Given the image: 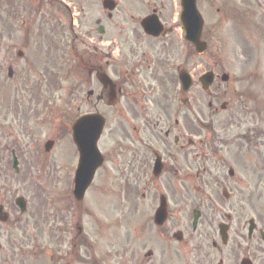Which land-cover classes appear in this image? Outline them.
<instances>
[{
  "label": "flooded vegetation",
  "instance_id": "flooded-vegetation-1",
  "mask_svg": "<svg viewBox=\"0 0 264 264\" xmlns=\"http://www.w3.org/2000/svg\"><path fill=\"white\" fill-rule=\"evenodd\" d=\"M104 1L17 0L7 12L0 2V57L11 68L23 59L36 22L71 33L74 121L100 114L107 132L93 184L122 186L115 214L93 218L109 231L106 264H264V0L197 1L231 21L236 37L233 63L222 57L200 74L212 75L205 89L179 0H110L111 12ZM213 34L202 30L207 49ZM75 208L40 248L28 215H4L0 264L79 263Z\"/></svg>",
  "mask_w": 264,
  "mask_h": 264
},
{
  "label": "rangeland",
  "instance_id": "rangeland-1",
  "mask_svg": "<svg viewBox=\"0 0 264 264\" xmlns=\"http://www.w3.org/2000/svg\"><path fill=\"white\" fill-rule=\"evenodd\" d=\"M1 1L11 5L17 0ZM230 1L232 5L235 4V0ZM8 8L2 4V12H7ZM198 10L205 18L204 32L213 29L214 34L206 53L196 55L193 50L195 78L211 68L214 62H220L222 57L228 61V65L230 62L232 64L236 53L233 23L226 18L219 22L214 12L207 11L205 4H199ZM62 18L64 28L66 20ZM39 28L37 24L34 25L32 39L24 50L25 55L23 59L16 58L12 66L14 75L9 80L6 77L9 55L0 57V204L10 209L12 214H19L14 200L24 197L27 202L25 214L29 216L27 219L38 248L46 238V230L51 231L58 222L78 213L73 208L77 203L68 190L76 165L75 150L69 137L77 113L73 102L76 94L74 85L78 78L74 77L73 62L64 54L72 45V35L65 29V34H60V27L53 29L46 25ZM16 29L14 27V34L18 36L20 33ZM222 69L231 71L228 67ZM234 97L232 102L236 104ZM202 102L205 104V100ZM203 104H199V107L203 108ZM104 136L100 145L102 150L107 140ZM48 140H53L54 146L45 153L43 146ZM39 150L48 164L44 162L42 166L38 165ZM11 151L18 160L17 174L11 167ZM111 185L109 189L103 179L97 177L96 185H91L83 201L77 205L82 239L80 248H76L80 260L75 264H106L112 260L110 241L108 236L103 235L108 230L97 227L93 222V218L97 220L96 214H115V199L118 197L116 180ZM108 189L110 192H107ZM51 233L55 239L57 233ZM15 236L19 237L20 232L16 231ZM40 262L38 260L34 264Z\"/></svg>",
  "mask_w": 264,
  "mask_h": 264
},
{
  "label": "water",
  "instance_id": "water-1",
  "mask_svg": "<svg viewBox=\"0 0 264 264\" xmlns=\"http://www.w3.org/2000/svg\"><path fill=\"white\" fill-rule=\"evenodd\" d=\"M196 0H182V24L185 29L186 38L190 40L197 53H202L205 50V44L199 41L202 22L195 8ZM103 84L105 80L100 79ZM95 117L90 119H81L77 122L72 130L74 140L80 152V165L77 169L75 178L74 195L77 199L83 197L84 191L91 182L95 169L99 165V155L96 149V142L99 138L102 129V120ZM52 146V143L46 145V149ZM16 161H14V166ZM19 207L24 205L22 199L16 201Z\"/></svg>",
  "mask_w": 264,
  "mask_h": 264
}]
</instances>
